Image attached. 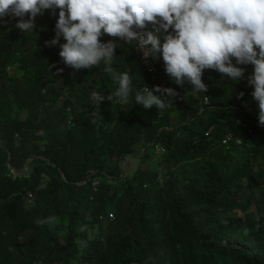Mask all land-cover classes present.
<instances>
[{
  "label": "trees",
  "instance_id": "trees-1",
  "mask_svg": "<svg viewBox=\"0 0 264 264\" xmlns=\"http://www.w3.org/2000/svg\"><path fill=\"white\" fill-rule=\"evenodd\" d=\"M58 14L38 15L34 32L16 28L18 17L0 24V264H264V125L246 80L254 67L240 65L238 81L206 69L208 91L193 94L187 82H172L162 59L152 79L135 44L118 41L124 48L112 67L130 73L133 93L106 109L117 85L103 64L76 70L63 63L59 44L46 46ZM14 64L31 73L25 82ZM145 85L178 96L163 110H145L134 99ZM93 91L105 97L99 106ZM14 105L25 119L12 114ZM140 142L146 157L163 146L158 167L123 177L110 164ZM27 162V172L13 171ZM51 215L55 225L35 223ZM104 217L105 239L79 256L76 241L87 234L77 229Z\"/></svg>",
  "mask_w": 264,
  "mask_h": 264
},
{
  "label": "clouds",
  "instance_id": "clouds-1",
  "mask_svg": "<svg viewBox=\"0 0 264 264\" xmlns=\"http://www.w3.org/2000/svg\"><path fill=\"white\" fill-rule=\"evenodd\" d=\"M56 9L55 36L45 41L46 46L59 44L63 63L76 70L103 64V71L117 85L107 96L109 101L116 98L127 104L133 93L130 73L112 67L118 58L116 49L124 48L118 41H123L135 44L145 58L162 59L172 82L180 86L187 82L193 94L208 91L202 80L204 70L238 81L245 73L240 65L251 64L254 71L246 80L258 103L259 123L264 125V0H0V24L6 23L5 17H18L16 28L34 32L36 17L48 10L55 14ZM149 25L152 30H146ZM104 35L113 39L103 42ZM176 96L173 88L145 85L135 91L134 99L145 110H163ZM104 99L98 91L91 93L94 106ZM90 115L95 124L99 111L94 108ZM35 223L53 226L58 217L37 218ZM77 231L86 232L87 225ZM76 243L88 247L85 239Z\"/></svg>",
  "mask_w": 264,
  "mask_h": 264
},
{
  "label": "rangeland",
  "instance_id": "rangeland-1",
  "mask_svg": "<svg viewBox=\"0 0 264 264\" xmlns=\"http://www.w3.org/2000/svg\"><path fill=\"white\" fill-rule=\"evenodd\" d=\"M157 60V59H156ZM158 61V60H157ZM12 73H14L17 76V80L19 82H25L31 75L28 71H25L23 69H20L17 67V64H14L12 66ZM109 96V95H108ZM117 101L113 99V101H109L107 99L106 109H114L117 106ZM18 113L19 117L22 119H25L27 117V111L25 109H20L17 107V105H14L12 114L15 115ZM175 115L173 114L171 116V120L175 121ZM144 144L138 143L136 144V150L134 153L124 155L118 160H113V162L110 164L112 166L119 164L120 168L123 171V177H131L133 176L138 168L140 166H145L150 169H157L158 163L160 160V155L163 152V150H158L156 147L155 149L149 148L150 156L146 157L144 152ZM29 168L28 162L25 163L24 167L21 170H16L13 168L14 172H27ZM106 226L107 221L104 217L103 223H98L94 227H88L86 234H87V241H88V247L87 248H80L79 246V256H81L82 252H85L89 249V246L91 245V242L93 239L101 237L103 240L105 239L106 234ZM62 264V263H57Z\"/></svg>",
  "mask_w": 264,
  "mask_h": 264
},
{
  "label": "built area",
  "instance_id": "built-area-1",
  "mask_svg": "<svg viewBox=\"0 0 264 264\" xmlns=\"http://www.w3.org/2000/svg\"><path fill=\"white\" fill-rule=\"evenodd\" d=\"M146 30H152L151 25H149L148 29ZM136 50L140 53L141 61L145 69L148 71V73L151 74L152 79H155L157 75V71H158L157 70V60H153L151 58H145L141 50H139L138 48H136ZM224 142H226V140H224ZM157 149L161 151L164 150L163 146L160 143L157 144ZM99 182H100V179L96 177L93 181L94 189H96ZM33 198H34L33 194L30 193L28 196V201H32ZM109 217L113 218L114 217L113 213H109Z\"/></svg>",
  "mask_w": 264,
  "mask_h": 264
}]
</instances>
